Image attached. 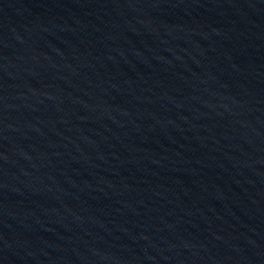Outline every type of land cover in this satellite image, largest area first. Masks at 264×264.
Segmentation results:
<instances>
[{
  "label": "water",
  "instance_id": "water-1",
  "mask_svg": "<svg viewBox=\"0 0 264 264\" xmlns=\"http://www.w3.org/2000/svg\"><path fill=\"white\" fill-rule=\"evenodd\" d=\"M0 264H264V0H0Z\"/></svg>",
  "mask_w": 264,
  "mask_h": 264
}]
</instances>
